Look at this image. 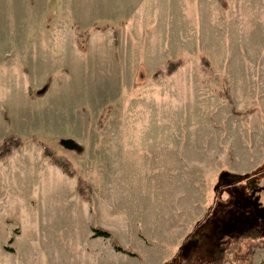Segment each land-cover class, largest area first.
<instances>
[{
    "label": "rangeland",
    "instance_id": "rangeland-1",
    "mask_svg": "<svg viewBox=\"0 0 264 264\" xmlns=\"http://www.w3.org/2000/svg\"><path fill=\"white\" fill-rule=\"evenodd\" d=\"M223 1L0 0V264H209L216 196L264 264V175L216 193L264 168V0Z\"/></svg>",
    "mask_w": 264,
    "mask_h": 264
},
{
    "label": "trees",
    "instance_id": "trees-1",
    "mask_svg": "<svg viewBox=\"0 0 264 264\" xmlns=\"http://www.w3.org/2000/svg\"><path fill=\"white\" fill-rule=\"evenodd\" d=\"M221 4L225 7V2L223 0H220ZM178 69V66L175 65V63H170L167 71H166V76H170L172 75L176 70ZM43 94V93H42ZM41 94V95H42ZM21 146V141L20 140H14L13 138H7L5 139V141L3 142V145L0 147V160L1 159H5L6 157L10 156L14 150L18 149ZM46 156L51 157V154L48 150L45 151ZM52 158V157H51ZM57 164V166L62 170V172L67 175L69 178H73L75 177V173L71 168V165H69L66 162L63 161H56L55 162ZM264 175V168L260 169V170H256L254 173L249 174V175H239V174H233L230 173L228 171H223L221 172L219 179H218V184L216 185V193L220 195V192L226 189H237V186L242 185L248 181H253L256 178L259 177H263ZM85 185V181L82 179L78 180V191L79 194L83 197V187ZM216 194V195H217ZM88 198H85V200H87ZM220 201H218V197L216 196L215 198V202L214 205L212 207V209H210L206 215L204 216V218L201 220V222L198 224V227L205 224L206 222H208L209 220L212 219L213 225H212V233L213 236L212 238L215 239L216 243H215V248L212 251V258L213 261L209 264H226L228 262V258L229 256H232L233 251L236 249V244L237 241H239L237 238L236 240L231 243V245H229V247H225L224 246V238L232 233L238 232L240 235V239H244L243 237H245V239L247 238H251L253 237L252 234L255 233V220H257V218L254 216L253 220L250 218L249 220H245L240 219L239 221L241 222H237L235 221V216L233 215L234 212H232L233 210H228L229 213H231V217H228L227 215L229 214L228 211H225V215H226V219H222L220 217H218L219 212L218 210L221 209H217L218 208V203ZM263 213H261L259 216H264V209ZM230 216V215H229ZM230 219H233L232 221ZM218 223L222 224L221 229L219 228ZM233 223H240L238 227H234ZM247 226V230L245 231V228ZM94 233H95V237H103V238H107V239H111L112 235L107 232L104 231L102 229H94ZM251 234V235H250ZM255 234H258L257 232ZM193 233H191V235H189V237L186 239V241L183 244V248L179 250V254L181 255L184 252V248H187V246L189 245L190 239L192 237ZM247 237V238H246ZM113 245L116 249L117 252H121L124 254H128L132 257H136L137 255L135 253H132L130 251H127L125 249H123L117 242H113ZM189 247V246H188ZM226 248V249H225ZM235 248V249H234ZM236 251V250H235ZM236 253V252H235ZM234 253V254H235ZM184 256V254H183ZM183 261V259H182ZM182 261H178L177 264H192V263H183ZM171 261V263L169 264H173ZM232 264H235L234 262Z\"/></svg>",
    "mask_w": 264,
    "mask_h": 264
},
{
    "label": "water",
    "instance_id": "water-1",
    "mask_svg": "<svg viewBox=\"0 0 264 264\" xmlns=\"http://www.w3.org/2000/svg\"><path fill=\"white\" fill-rule=\"evenodd\" d=\"M65 143V147L69 150H73L75 148V144L73 141L68 140V141H64Z\"/></svg>",
    "mask_w": 264,
    "mask_h": 264
},
{
    "label": "crops",
    "instance_id": "crops-1",
    "mask_svg": "<svg viewBox=\"0 0 264 264\" xmlns=\"http://www.w3.org/2000/svg\"><path fill=\"white\" fill-rule=\"evenodd\" d=\"M28 73V72H27ZM18 150V149H17Z\"/></svg>",
    "mask_w": 264,
    "mask_h": 264
}]
</instances>
